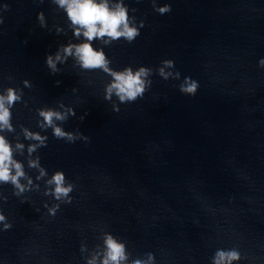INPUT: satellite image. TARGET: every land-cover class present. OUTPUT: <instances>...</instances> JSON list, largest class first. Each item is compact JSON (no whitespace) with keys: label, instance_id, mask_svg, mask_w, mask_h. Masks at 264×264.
Returning <instances> with one entry per match:
<instances>
[{"label":"water","instance_id":"water-1","mask_svg":"<svg viewBox=\"0 0 264 264\" xmlns=\"http://www.w3.org/2000/svg\"><path fill=\"white\" fill-rule=\"evenodd\" d=\"M123 2L138 27L143 21L140 35L92 46L113 71L153 69L143 97L126 103L105 100L112 77L80 68L74 57L51 73L48 54L83 42L52 0H0V93L23 90L11 109L15 132L4 135L25 145L15 158L39 184L20 197L0 184L7 197L0 199V264H86L94 256L100 264L105 233L126 243L129 264L148 253L155 264H212L217 249L239 251L233 264H264V0H156L171 5L163 15L152 0ZM167 59L174 68L165 71L179 79L158 74ZM186 77L199 85L194 96L179 90ZM68 107L76 115L55 123L87 142L39 127V109ZM20 125L47 136V146L29 157L27 146L37 141L24 139ZM37 156L47 172L39 181L28 167ZM57 170L74 185L71 203L44 195Z\"/></svg>","mask_w":264,"mask_h":264},{"label":"clouds","instance_id":"clouds-1","mask_svg":"<svg viewBox=\"0 0 264 264\" xmlns=\"http://www.w3.org/2000/svg\"><path fill=\"white\" fill-rule=\"evenodd\" d=\"M52 3L62 9L69 21V27L72 29L73 36L77 39L83 37V42H68L61 45L55 54L46 56V65L52 74L61 71L57 64H63L68 57H74L80 68L84 70L101 69L112 77L111 82L105 88V100H111L115 95L120 103L132 102L139 97H143L144 93L151 86L149 77L153 73V69L140 66L133 70L132 67H125L122 71H113L109 68V59L103 49H96L92 46L94 40H101L105 45L111 44L121 38L131 43L138 35L139 29L143 27V21H140L139 27L136 24L134 16H129V9L123 0H52ZM153 8L159 14L163 15L171 11L170 4H164L157 7L156 0H152ZM5 9L7 5H4ZM135 11V9H133ZM37 19L41 27H46L45 16L43 12L37 14ZM3 23L0 17V24ZM64 29L56 27L57 34L63 32ZM259 67L264 68V59L259 61ZM174 68V62L171 59L162 61V66L157 69L158 74L165 80L170 77L179 79V72L165 71V69ZM25 87H31L28 80L23 81ZM59 85L60 81H56ZM198 83L189 77L184 78L183 83L179 85L181 93L194 96L198 90ZM73 91H76L73 88ZM23 90L8 87L0 93V184H10L13 187V194L17 197L22 196L25 192L32 191L33 188L39 190V184H34V180L24 170V164L15 158L17 151L23 152L25 145L16 142L13 146L4 133L15 132L12 124L11 109L18 102H21ZM25 106L26 103H25ZM61 107H64L62 104ZM114 111L119 108L113 106ZM39 116L42 122H38L41 128H51L53 136L57 139H64L67 142H75L78 139L88 141L89 137L83 135L78 130L75 132L65 131L55 122H65L69 116H75L76 113L72 107H68L66 111H56L51 108L39 109ZM81 121L84 119L80 117ZM23 131V137L26 140L37 141V143L27 146V153L31 157L32 153L37 152L41 147L47 146V136H42L38 132L30 131L27 127L20 125ZM30 169H38L39 174L35 180L39 181L42 177L47 176V172L40 164V157L28 160ZM22 180L26 183H22ZM74 185L66 181L63 171H55L49 179L46 180L44 191L45 196H52L54 200L60 203H71L72 197L70 193L73 191ZM0 199L7 200L6 196L0 193ZM26 199V198H25ZM60 203L48 208L50 215L55 216L60 207ZM45 207H48L45 204ZM5 215L0 212V222L5 221ZM11 228V224L5 223L4 229ZM83 250V245H81ZM131 253L127 251L126 243L117 240L111 233L104 235V253L100 260V264H129V256ZM147 259L135 258L130 264H155V257L152 253L146 254ZM241 259L239 251L235 249H217L212 258V264H233ZM86 264H96V257L88 260Z\"/></svg>","mask_w":264,"mask_h":264}]
</instances>
